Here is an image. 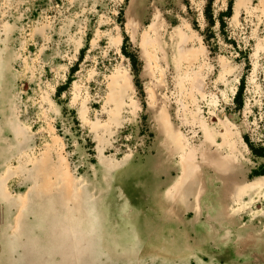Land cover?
<instances>
[{
  "label": "rangeland",
  "instance_id": "rangeland-1",
  "mask_svg": "<svg viewBox=\"0 0 264 264\" xmlns=\"http://www.w3.org/2000/svg\"><path fill=\"white\" fill-rule=\"evenodd\" d=\"M229 1L0 0V264H264V0Z\"/></svg>",
  "mask_w": 264,
  "mask_h": 264
},
{
  "label": "trees",
  "instance_id": "trees-1",
  "mask_svg": "<svg viewBox=\"0 0 264 264\" xmlns=\"http://www.w3.org/2000/svg\"><path fill=\"white\" fill-rule=\"evenodd\" d=\"M212 0H207L206 6H205V15L206 18L208 19L209 23L212 22L211 20V16H209V13L207 12V10L209 9L210 5H211ZM232 13V2L231 0L228 3L227 9L225 11H222L219 13V23L221 25H223L224 20H223V16H230ZM243 85H244V80L243 78H241V82L238 86V89L236 91V94L234 96V101L235 104L238 105V107H240L242 105V91H243ZM249 148L251 149V152L256 155L257 157H264V148L262 146H255L252 142H250L248 139L246 140ZM254 174H257V172H253ZM259 174H264V169L262 170V172H260Z\"/></svg>",
  "mask_w": 264,
  "mask_h": 264
},
{
  "label": "bare ground",
  "instance_id": "bare-ground-1",
  "mask_svg": "<svg viewBox=\"0 0 264 264\" xmlns=\"http://www.w3.org/2000/svg\"><path fill=\"white\" fill-rule=\"evenodd\" d=\"M179 140V139H178ZM207 161L210 163V164H212L217 170H221V171H228L229 169H230V164L229 163H227V162H225L223 159H221V158H219V157H208V159H207ZM185 166L186 167H191V163H186L185 164ZM185 172V171H184ZM187 172V174H188V171H186ZM190 173V172H189ZM185 175L184 176V180H183V182H182V184H184V182H185V180L187 179V177L189 176V175ZM259 181V180H258ZM263 181V180H262ZM261 181V182H262ZM264 183V182H263ZM241 185H239L237 188L239 189V190H246V188H248L249 186H247V185H245L244 187L243 186H241ZM256 187H258V186H256ZM237 190V189H236ZM249 191V190H248ZM238 193V192H237ZM237 193H235V194H237ZM186 194V193H185ZM178 195H180V194H178ZM177 196V195H176ZM184 196V195H183ZM185 202H186V199H183L182 197H178V198H176V203L180 206V207H182V206H184L185 205ZM251 240V237L250 238H248L247 239V242H249ZM251 245V244H250Z\"/></svg>",
  "mask_w": 264,
  "mask_h": 264
},
{
  "label": "crops",
  "instance_id": "crops-1",
  "mask_svg": "<svg viewBox=\"0 0 264 264\" xmlns=\"http://www.w3.org/2000/svg\"><path fill=\"white\" fill-rule=\"evenodd\" d=\"M165 197H166V195H165ZM164 200H165V199H164ZM157 207H158V206H157ZM2 259H3V258H2ZM4 259H5V258H4ZM9 259H10V257H9ZM0 261H1L2 263H7V262H4V260H0ZM10 263H12V261H11V260L9 261V264H10ZM219 263H223V261H222V260H220V261H219Z\"/></svg>",
  "mask_w": 264,
  "mask_h": 264
}]
</instances>
